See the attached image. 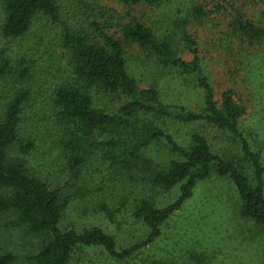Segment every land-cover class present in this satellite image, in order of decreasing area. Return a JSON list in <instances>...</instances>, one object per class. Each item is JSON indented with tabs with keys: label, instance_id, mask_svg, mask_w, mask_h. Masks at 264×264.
<instances>
[{
	"label": "trees",
	"instance_id": "trees-1",
	"mask_svg": "<svg viewBox=\"0 0 264 264\" xmlns=\"http://www.w3.org/2000/svg\"><path fill=\"white\" fill-rule=\"evenodd\" d=\"M176 1L75 0L69 15L66 0H2L0 219L16 216L19 224L41 236L30 264L84 263L88 255L97 262L95 253L108 260L131 259L159 239L164 224L193 196L197 184L212 174L230 179L239 216L264 229V162L241 124L249 114L248 105L231 85L216 89L202 65L199 41L201 27L222 16L224 35L263 44L264 3L182 0V6L176 7ZM165 7L171 8L172 16L162 10ZM49 28L52 40L46 41ZM33 30L44 33L38 36L40 51L30 47L18 52L11 46ZM134 46L162 66L189 76L202 93L200 109L166 102L155 83L143 85L131 69ZM44 68L55 77L48 98L44 82L39 90L34 87ZM115 98L120 102L111 107ZM100 99L110 102V107ZM170 122L189 126L204 122L225 133L229 143H239V150L231 147L230 154L216 150L199 131L178 138L167 128ZM160 140L174 156L145 177L151 193L138 200L132 213L145 228V236L127 246H120L116 234L102 222L67 221L65 211L76 193L64 195L38 171H49L44 161L58 150L53 167L78 178L99 153L114 172L125 169L124 178L126 171L139 165L142 151ZM49 142V149H44ZM153 190L161 196L155 198ZM102 209L113 216L108 205ZM194 258L209 264L206 255H189V260ZM16 259L14 252L0 250V264ZM240 264H246L244 259Z\"/></svg>",
	"mask_w": 264,
	"mask_h": 264
},
{
	"label": "rangeland",
	"instance_id": "rangeland-1",
	"mask_svg": "<svg viewBox=\"0 0 264 264\" xmlns=\"http://www.w3.org/2000/svg\"><path fill=\"white\" fill-rule=\"evenodd\" d=\"M260 1L264 3V0ZM181 2L182 0H177L176 7H181ZM254 3L256 1L252 0V5ZM65 5L68 6L70 15V7L76 5L75 0H66ZM1 8L2 0L0 12ZM162 10L172 16L170 7ZM184 14L182 12L178 15ZM169 20L173 22L172 18ZM224 20L222 16L210 19L200 29L202 65L211 74L217 90L231 85L237 96L248 105L249 114L241 123L242 129L252 147L262 154L264 162V43L251 45L224 35L221 32L226 26ZM172 22L168 26L174 28ZM46 34V41L52 40L50 28ZM38 36L43 37L44 33L33 30L21 41L15 40L11 46L18 52H24L25 48L30 47L38 52L42 49ZM225 48L232 50L229 51L231 53L226 52ZM130 59L132 72L140 82L143 85L155 83L166 102L183 105L187 110L200 109L203 96L189 76L177 69L162 66L152 55L136 46L130 49ZM41 64L49 65L42 61ZM54 78L44 68L41 80L34 84L35 89L39 90L44 82V97L48 98L54 88ZM99 102L110 107V102L107 103L104 99ZM119 102L115 98L111 107L117 106ZM167 128L182 139L189 137L192 131H199L216 150H223L226 154H230V150H239V143H229L230 139L226 138L225 133L204 122L190 126L189 123L170 122ZM49 147L50 142L44 145L46 150ZM57 152L58 150H53L49 159L44 161L49 166V171L42 168L38 171L40 176L59 187L64 195L67 192L76 193V198H72L65 211L67 221L102 222L116 234L120 246L141 240L145 236V228L141 222L134 221L133 208L142 196L151 193L145 177L152 169L165 165L174 156L168 144L162 140L152 142L142 151L139 165L126 171L124 178H121V174L125 169L123 173L121 169L114 172V168L99 153L93 155L88 167L82 170L78 178H74L68 170L53 167ZM110 170L113 172L110 173ZM152 193L155 198L161 196L159 190H153ZM174 194L169 196V200ZM103 204L110 207L112 217L103 211ZM238 211L237 192L230 179L212 174L197 184L193 196L164 224L162 235L154 244L140 249L128 260H108L95 253L97 262H91V256L88 255L84 263L76 261L74 264H189V261L199 264L195 258L189 260L191 254L206 255L209 264H223L227 261L240 264L243 259L246 264L263 262L264 229L253 221L240 217ZM12 217L11 220L0 219V250L16 254L17 259L12 264H30V256L38 248L41 236L19 224L16 216Z\"/></svg>",
	"mask_w": 264,
	"mask_h": 264
}]
</instances>
